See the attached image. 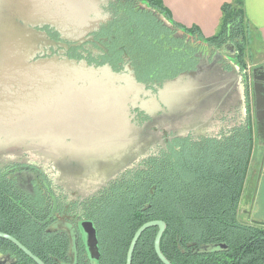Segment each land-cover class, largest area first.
<instances>
[{
  "label": "trees",
  "instance_id": "16d2710c",
  "mask_svg": "<svg viewBox=\"0 0 264 264\" xmlns=\"http://www.w3.org/2000/svg\"><path fill=\"white\" fill-rule=\"evenodd\" d=\"M140 4L145 8L139 9L144 13L139 10L134 13L136 25L125 21L122 26L125 33L133 28L126 41L129 52L122 47V61L133 67L136 78L132 62L137 57L133 59L131 55L137 56L139 52L148 56L149 64L159 61L161 70L156 71L155 67L149 70V74L156 71L157 77L168 72L174 75L180 67L187 69L192 63L191 71L204 50L220 54L227 44L235 47L240 62L246 64L243 0H232L223 6L221 28L210 39L204 38L198 28L188 29L176 23L163 0H140ZM169 37L171 43L167 46ZM183 48L188 51L181 52ZM72 61L97 68L86 60ZM104 67L111 68L109 65L98 68ZM190 136L173 137L161 151L130 168L121 182H113L112 198L104 214L107 221L101 225L105 240L101 244L100 264H126L136 232L152 221L167 225L161 251L172 264H264V223L249 224L239 218L253 155L251 131L240 125L220 137ZM9 185L7 180H0V232L17 239L45 264H54L49 255H59L57 248H49L48 261L37 248L39 236L31 240L20 233V228L24 231L30 228V223L19 214ZM157 233L158 228L143 233L132 264H163L155 251ZM0 243L17 250L10 242L0 239ZM216 244H225L228 250L210 255L192 254L193 249L202 245ZM17 251L20 264H35Z\"/></svg>",
  "mask_w": 264,
  "mask_h": 264
},
{
  "label": "water",
  "instance_id": "95a60500",
  "mask_svg": "<svg viewBox=\"0 0 264 264\" xmlns=\"http://www.w3.org/2000/svg\"><path fill=\"white\" fill-rule=\"evenodd\" d=\"M89 7L88 0H52L49 3L47 0L42 3L34 0L35 17L37 11H44L38 17L45 18L46 24L59 26L67 40H80L88 31L89 26L83 18L87 17ZM53 10L62 11L59 17L65 18L66 22H57L54 16L58 17V13L52 15ZM77 16H81L80 21L73 19ZM48 18L54 22L48 21ZM32 22L25 25L2 24L8 33L3 30V34H0L3 35L0 46V142L10 146L8 152L11 158H7V162L14 157L19 159L27 155L35 160L54 163L57 168L64 158L72 159L70 152L82 151L87 153L86 156L74 162L84 171L90 170L84 177L93 176L90 173L107 168L111 170V176L115 177L140 158H146L149 147L157 143L164 145L162 125L150 123L144 128L135 126L130 119L132 108L146 112L155 122L156 113L168 107L171 117L165 121L164 128L168 126L173 131L186 128L183 125L185 116L173 119L170 101L177 97L185 104L191 96L192 86L188 85L191 81L186 80L187 75L178 78L177 81L182 79L178 83L173 81L165 84L157 95H151L145 85L137 81L132 69L128 70V74L121 75L113 72L110 67L95 68L85 62L57 56L35 60L36 55L32 50L40 41L43 43L44 38H40V34L30 28L42 23ZM234 48L227 44L224 49L233 53ZM229 82L226 79L219 87L226 88ZM255 92L258 100L259 97L264 98V93L256 87ZM243 93L242 96H245L246 85H243ZM207 94L213 96L212 93ZM164 96L167 102L162 108V105L156 104V99H163ZM146 98L149 99L145 101ZM164 115L168 114L164 112L159 120ZM20 120L30 122L32 127L24 128V132H27L24 136L10 135L8 132L13 124ZM154 127H158L159 131H154ZM23 138L28 143L19 140ZM86 179L82 181L86 182ZM80 228L89 258L93 264H99L101 252L94 224L83 222ZM151 228H158L155 239L158 258L163 264H172L161 251V240L167 229L163 221L148 222L136 232L128 250L126 264H132L139 239ZM0 239L15 245L35 264H45L14 237L0 232ZM227 250L225 244L202 245L194 250V254L207 255ZM5 259L7 262L0 264H17V260L10 256Z\"/></svg>",
  "mask_w": 264,
  "mask_h": 264
},
{
  "label": "flooded vegetation",
  "instance_id": "af4514ba",
  "mask_svg": "<svg viewBox=\"0 0 264 264\" xmlns=\"http://www.w3.org/2000/svg\"><path fill=\"white\" fill-rule=\"evenodd\" d=\"M92 1H95L97 4ZM92 1L88 0L90 3L87 14L89 28H87L88 31L84 36L80 37V40L65 39L60 32L59 26L46 24L44 18L35 17L34 0H0V34H3V30L8 33V29L3 27L2 24L19 23L25 25L32 24V21L41 22L42 25L30 26L31 30L40 34V38H44L43 43L40 41L36 45V48L32 50L34 55H36L35 60L54 56L67 57L76 61L86 60L97 68L109 65L117 74H128V70H133V67L131 65H124V61H122L124 55L122 47H125L129 52L126 41L132 35L133 28L128 33H125L122 26H124L123 22L125 21L135 26L136 22L133 20V15L139 9H144L145 6L140 4V0ZM95 7H99L102 13L101 16L97 13V9H94ZM139 11L144 13V11ZM48 21L52 20L48 18ZM27 28H29L28 25ZM2 37L3 35H0V46ZM91 38L92 40H90ZM170 43L171 38L169 37L165 45L168 46ZM167 48L173 50L171 46ZM224 48L220 54L215 51L209 52L204 50L202 57L197 59L194 69L190 71L193 68V64L191 63L187 69L184 66L180 67L182 69L174 75L172 72H168L165 76L157 77L156 71L161 70L159 69V65L161 64L158 61V56H155L158 63L152 65L147 61L146 58L148 56L144 52H139L137 56L131 55L133 59L137 57L132 62V65L136 69L137 80L145 85L146 91L151 92V95H157L159 90L164 88L165 84L173 82L183 75H187L186 80L191 81L188 84L192 86L191 96L186 100L187 107L184 111H177L178 106L182 104L177 97L171 98L170 101L173 119L178 120L182 116L186 117V121L183 123L186 126L185 131L182 129L173 131L168 126L165 129L166 123L164 122L161 128L164 144L169 143V140L175 136L187 134L194 135L193 137L197 138L201 136L220 137L240 125H245L246 129L251 131L253 135V155L246 182V186L247 184L250 186V193L245 195L247 188L245 186L239 218L254 224L255 222L250 217L254 209V204L252 206L253 197L256 192L258 194V181L264 180V98L259 97V100L257 99L255 87L258 91L264 93V64L249 67L247 64L240 62L235 48L233 53L226 52ZM185 51H188V49H181V52ZM202 60L209 61L210 64L221 65L225 70L231 72L234 67H237L238 73L235 79L239 80L237 93H239L241 99L243 98V85H246L243 105L234 107L232 104L234 100L230 101L229 112H222L223 115L218 119L220 132L218 135H211L207 131L199 134L201 128L210 122V119L208 120L207 117L211 118L221 108L225 99L224 97L218 101L215 97V91H213L214 97L208 95L203 90L207 87L204 86L203 79L191 80V74L189 73L197 72V69L201 70L200 63ZM151 67H155L156 70L153 74H149ZM168 79L172 80L166 82ZM228 79L230 81L234 80V78ZM148 99L146 98L145 101ZM208 104L210 107L202 112L204 106L206 108ZM164 107L162 105V108ZM166 111H169L168 107H165L163 111L160 109L156 113V117H161L164 112L168 114ZM130 119L139 128H144L145 125L150 123L157 124L150 115L138 108L131 109ZM153 130L159 131L158 127H154ZM162 147L163 145L161 144L155 145L149 150L148 156L161 151ZM143 159L140 158L130 168L135 167ZM76 164L74 163V168ZM130 168L127 167L124 171H120L115 177L110 174L98 179L96 178L97 172H92L93 176L83 177L86 173L85 171L82 172L81 169H74V172L70 173L63 169L54 168L53 163L42 162L23 155L19 159L14 157L8 162L5 161L3 164H0V180H7L9 182L10 189L13 191L12 194L15 196L16 206L19 208V214H22V219L25 222L28 221L30 223V228H25L22 231L21 227L20 233L24 234L22 236H28L31 240H35L37 239L35 236H39L37 248L40 254H42L41 251L44 252L42 255L46 260H48V255L50 254L49 248H57L59 255H49V257L53 258L54 264H93L87 253L83 233L80 228L83 222H92L97 230L99 239L100 264L103 259L101 244L105 240L103 234L104 227L101 225L107 221V219H104V214L112 198L111 187L114 181L121 182L122 177ZM90 177L93 179L91 180ZM82 178H87L86 182H83ZM65 179L71 183L73 191L68 192L65 190L64 187L67 184ZM93 181L95 182L92 183ZM251 181H253L255 187L250 184ZM98 184H101L103 187L84 197L78 194V192L83 190L82 188ZM245 204L247 207L243 208L242 206ZM195 249L192 250V254H194ZM17 250L19 249L17 248ZM17 250L5 248L0 243V263H6L5 258L10 256L12 259L18 261L17 264H20L19 259L21 256ZM20 252L23 253L22 251Z\"/></svg>",
  "mask_w": 264,
  "mask_h": 264
},
{
  "label": "rangeland",
  "instance_id": "374dc122",
  "mask_svg": "<svg viewBox=\"0 0 264 264\" xmlns=\"http://www.w3.org/2000/svg\"><path fill=\"white\" fill-rule=\"evenodd\" d=\"M92 2L97 4L95 1H92ZM94 9L95 10L97 9L96 10L97 13H99L100 14L99 16H101L102 13H101V10L99 9V7H95ZM220 28H221V26H220ZM220 28H219V30H220ZM245 40H246L245 50L249 53L250 56L251 55L255 56L254 53H256V51H257L256 47H255L256 44H255V42L253 43L252 33L247 30V27L245 30ZM246 62H247V66H249V67L254 65L251 57L247 56ZM231 63L233 64L232 61H231ZM200 68H201V70H198L197 72L189 73V74H191V78H192L191 80L196 81L197 79L198 80L203 79L204 86H207L206 88L203 89L206 93L210 92V93L214 94L212 91H215V97L218 99V101H220L224 97H225V99L223 100V105H221V108L219 110H217L213 114V116H211L209 124L203 126V128H201L199 134H201V132H203V131H207V132H210L211 135H218L220 133L219 132V121H218V119L223 115L222 112H225V111L227 113L229 112V106H230L229 102L234 100V102L232 103L234 107H239L240 105H243V103H244V95H243V98L241 99L239 93H237L238 82L235 79L236 74L238 73L237 67H234L232 72H231V71L225 70V68H223L221 65H217L215 63L210 64L209 61L202 60L200 63ZM213 68H215V69L213 72H211V70H213ZM195 74H197V75H195ZM228 78H234V80H232L228 83V87H226V88H223L222 86L219 87V85H222L224 83V80H226ZM180 81L176 80L174 82L178 83ZM168 84H171V82H169ZM241 86H242V84H241ZM166 102H167V97H165V96L163 97V99H156L157 105H159V104L165 105ZM186 105H187V102L185 104L179 105L177 108V111H179V110L184 111L187 107ZM166 112H168V115H164V117L162 119L159 120V118L157 117V120L155 121V122H157L156 125L164 124V122L168 118L171 117V115H169V111H166ZM26 127L30 128V127H32V124L30 122L28 123L27 121L20 120V121H17L15 124H13V128H11L10 132H8V133L10 135H14L16 137H19L20 135L24 136L27 134V132H24V131H26V130H24V128H26ZM19 140L24 142V143H28V140L25 138L19 139ZM9 149H10L9 145H5L4 142L3 143L0 142V164H3L2 162H5L7 160V158L8 159L11 158V156H9L10 154L8 152ZM70 154H72V159L67 160L64 158L63 161L58 163V167L57 168L54 167V168L59 169V170L63 169V170L68 171L70 173H73L74 169H76V170L81 169L80 166H76L74 168V163H77L74 161L79 160L83 156L85 157L87 153L85 154L82 151H79V152L74 151V152H70ZM49 163H51V162H49ZM54 166H55V164H54ZM81 171L83 172L84 170L81 169ZM88 171H90V170H85V173L87 174ZM91 172H92V170H91ZM97 173H98V175L96 178L99 179L100 177L102 178V177H106L107 175H110L111 170L110 169L109 170L104 169L103 171H100V172L98 170ZM77 177H79V176H77ZM83 177H84V175H83ZM65 182H67V184H65V187H64L65 190L68 192L73 191V187H72L71 183L67 179H65ZM94 182L95 181H93L92 183H94ZM92 183H90V184H92ZM250 184L253 185V187H255L253 181H251ZM102 187L103 186L101 184H98L96 186L92 185V186L84 187V188H82L83 189L82 191L78 192V194L84 197V196L89 195L90 193H93L96 190H99ZM246 187L247 188H246L245 195L247 193H250V186L247 184ZM257 189H258V194L255 191L256 194L253 197L254 201L252 203V206L254 204V210H253L252 216L250 214V217H251V220L253 222L264 223V180L258 181ZM89 191H91V192H89ZM242 207L245 208V207H247V205L245 204ZM260 207H261V209H259ZM244 222L251 224L250 222H246V221H244Z\"/></svg>",
  "mask_w": 264,
  "mask_h": 264
},
{
  "label": "crops",
  "instance_id": "0c3cea01",
  "mask_svg": "<svg viewBox=\"0 0 264 264\" xmlns=\"http://www.w3.org/2000/svg\"><path fill=\"white\" fill-rule=\"evenodd\" d=\"M49 1L52 0H47V3H49ZM39 2L42 3L43 0H39ZM231 2L232 0H163L165 7L169 10L173 20L176 23L188 29L198 28L200 30V33L206 39L213 38L218 34L223 19L222 8L223 6L230 4ZM243 11H244L248 31L252 33L253 43L255 42L256 44L255 47L257 50L256 53H254L255 56L252 55L250 56L249 53L246 51V57L247 56L251 57V59L253 60L254 65L252 67L263 65L264 64V0H243ZM42 12L44 11L41 12L37 11L36 12V14L38 13L37 16L42 14ZM51 12L52 15L58 13V17L54 16L57 22L59 23L66 22L65 18L62 19L61 17H59L62 11L53 10ZM73 19L80 21L81 16L73 17ZM87 19L88 17L83 18L86 24H88ZM245 63L247 64V62ZM209 107H210L209 104L206 106V108L204 106L202 112ZM208 118L209 117H207V119ZM154 146L149 147V150ZM259 209H261V207Z\"/></svg>",
  "mask_w": 264,
  "mask_h": 264
}]
</instances>
